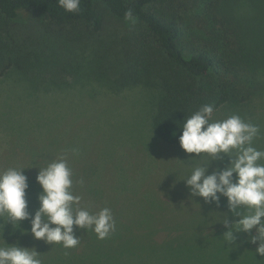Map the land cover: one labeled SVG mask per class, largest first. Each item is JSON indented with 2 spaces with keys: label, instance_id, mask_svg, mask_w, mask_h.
<instances>
[{
  "label": "trees",
  "instance_id": "trees-1",
  "mask_svg": "<svg viewBox=\"0 0 264 264\" xmlns=\"http://www.w3.org/2000/svg\"><path fill=\"white\" fill-rule=\"evenodd\" d=\"M129 9L135 24L125 21ZM12 75L55 84L91 77L114 88L117 97L123 96L121 87L152 89L151 134L179 146L178 124L202 105H213L214 112L225 107L251 111L259 103L264 94V0H81L76 13L65 11L57 0H0V79ZM261 119L248 121L258 125ZM38 140L1 142L0 171L29 167L24 169L29 187L35 183L40 188L38 169L31 166L43 167L59 157ZM257 144L264 150V142ZM198 202L189 226L165 228L180 232L165 243L190 248L213 238L217 244L203 254L216 257L210 264H239L243 257L257 264V244L248 241L250 234L234 232L235 247L224 241L227 229L216 221L228 211L225 204L217 208L202 198ZM235 219L229 213L230 222ZM79 230L85 232L79 236L83 246L52 244V252L87 263L103 259L96 234ZM21 238L4 239L33 245L30 233ZM126 240L137 243L135 236Z\"/></svg>",
  "mask_w": 264,
  "mask_h": 264
},
{
  "label": "rangeland",
  "instance_id": "rangeland-1",
  "mask_svg": "<svg viewBox=\"0 0 264 264\" xmlns=\"http://www.w3.org/2000/svg\"><path fill=\"white\" fill-rule=\"evenodd\" d=\"M120 89L123 96H114V88L91 77L64 84L17 75L0 79V147L1 142H36L39 137L45 150L58 159H67L73 173L72 191L81 196L80 206L93 213L108 207L116 223L109 237L96 239L97 248L105 254L94 263L65 258L42 240L34 239L32 246L40 252L43 264H210L216 257L208 254L204 258L203 254L217 244L211 243L213 238L190 248L165 243L180 233L165 228L189 226L191 215L200 205V197L189 200L188 188L178 179L207 157L190 158L194 154H186L180 145L162 143L151 134L149 99L155 97V91L127 86ZM101 97H105L102 103ZM259 98L254 110L225 107L213 113V120L232 114L246 122L262 118L259 138L253 142L259 148L257 142H264V94ZM36 161H43L40 154ZM227 163L225 156L222 162L214 161L212 167ZM34 184L28 188L30 211L38 207L36 194L40 188ZM220 203L227 207L225 197ZM22 227L30 228L29 221H23ZM252 231L254 234L255 229ZM84 233L75 229L78 237ZM21 236L11 223L3 228L0 222V237L21 240ZM134 236L136 244L126 240L134 241ZM77 246H83L80 237ZM240 261L247 264L252 260L243 257ZM260 261L264 262V257L257 254L253 262Z\"/></svg>",
  "mask_w": 264,
  "mask_h": 264
},
{
  "label": "clouds",
  "instance_id": "clouds-1",
  "mask_svg": "<svg viewBox=\"0 0 264 264\" xmlns=\"http://www.w3.org/2000/svg\"><path fill=\"white\" fill-rule=\"evenodd\" d=\"M57 2L65 11L76 13L81 0ZM125 21L136 23L131 9L125 12ZM213 113V105L204 104L177 123L181 130L179 145L184 152L194 154L190 158L207 157L178 180L188 188L189 200L200 197L204 203L219 208L221 197H225L228 211L222 212L225 214L223 219L216 221L222 222L227 229L223 233L224 241L235 247L234 232L250 234L249 242H259L255 255L264 257V150L253 143L259 138L260 128L238 114L213 120ZM72 151L77 152L76 149ZM225 156L228 157L226 165L212 167L214 161L222 162ZM31 167L38 169L35 179L40 185L36 194L38 207L33 211L29 210L26 192L29 182L24 172L29 167L0 171V222L3 228L5 223H11L22 235L30 233L35 240L61 244L66 249L79 243L75 229L91 230L98 239H105L116 230L110 208L104 207L93 213L80 206L81 196L72 191L73 173L65 158L53 160L43 167ZM79 183L83 184V180ZM229 213L237 219L230 222ZM25 220L29 221L30 228L22 227ZM253 229L255 233L251 234ZM0 264H43V261L35 246L10 244L2 237Z\"/></svg>",
  "mask_w": 264,
  "mask_h": 264
}]
</instances>
